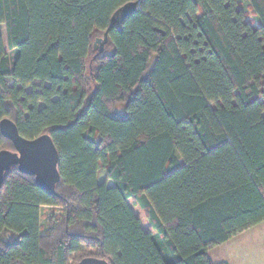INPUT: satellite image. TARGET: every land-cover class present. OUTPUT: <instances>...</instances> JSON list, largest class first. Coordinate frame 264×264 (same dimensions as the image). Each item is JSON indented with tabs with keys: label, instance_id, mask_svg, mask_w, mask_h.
I'll return each instance as SVG.
<instances>
[{
	"label": "trees",
	"instance_id": "1",
	"mask_svg": "<svg viewBox=\"0 0 264 264\" xmlns=\"http://www.w3.org/2000/svg\"><path fill=\"white\" fill-rule=\"evenodd\" d=\"M246 1L0 0V120L48 133L60 173L54 194L5 174L0 264H226L208 251L264 221V0Z\"/></svg>",
	"mask_w": 264,
	"mask_h": 264
},
{
	"label": "water",
	"instance_id": "2",
	"mask_svg": "<svg viewBox=\"0 0 264 264\" xmlns=\"http://www.w3.org/2000/svg\"><path fill=\"white\" fill-rule=\"evenodd\" d=\"M138 2H130L118 9L111 17L110 26L119 25L122 19L132 14ZM108 41V30L102 38H97L93 49L101 53ZM0 134L9 140L13 149L0 150V188L4 176L13 167L23 174L34 177L35 184L49 194L55 193L60 181L58 170L59 153L48 133L35 138H24L19 134L16 124L9 118L0 120ZM75 264H109L107 260L97 257H84Z\"/></svg>",
	"mask_w": 264,
	"mask_h": 264
},
{
	"label": "crops",
	"instance_id": "3",
	"mask_svg": "<svg viewBox=\"0 0 264 264\" xmlns=\"http://www.w3.org/2000/svg\"><path fill=\"white\" fill-rule=\"evenodd\" d=\"M214 263L264 264V221L208 251Z\"/></svg>",
	"mask_w": 264,
	"mask_h": 264
},
{
	"label": "rangeland",
	"instance_id": "4",
	"mask_svg": "<svg viewBox=\"0 0 264 264\" xmlns=\"http://www.w3.org/2000/svg\"><path fill=\"white\" fill-rule=\"evenodd\" d=\"M242 3H243V9L247 10V1L246 0H242ZM250 17L252 18L253 16L251 15ZM0 32H1V35H2V39H3V43H4V46H5V49L7 50L6 32H5V26L3 24H0ZM98 177H99L100 181H104L107 185H111L112 184L111 181L108 179V174H107L106 169H104V168L101 169L99 171Z\"/></svg>",
	"mask_w": 264,
	"mask_h": 264
}]
</instances>
